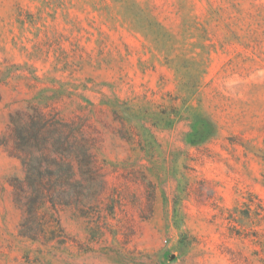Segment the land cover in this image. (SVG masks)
I'll return each mask as SVG.
<instances>
[{
	"label": "rangeland",
	"instance_id": "obj_1",
	"mask_svg": "<svg viewBox=\"0 0 264 264\" xmlns=\"http://www.w3.org/2000/svg\"><path fill=\"white\" fill-rule=\"evenodd\" d=\"M0 264H264V0H0Z\"/></svg>",
	"mask_w": 264,
	"mask_h": 264
}]
</instances>
